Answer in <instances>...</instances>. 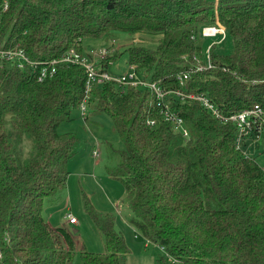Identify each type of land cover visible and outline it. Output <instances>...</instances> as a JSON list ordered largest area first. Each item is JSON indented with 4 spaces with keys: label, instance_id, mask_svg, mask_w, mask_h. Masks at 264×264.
I'll return each mask as SVG.
<instances>
[{
    "label": "trees",
    "instance_id": "obj_1",
    "mask_svg": "<svg viewBox=\"0 0 264 264\" xmlns=\"http://www.w3.org/2000/svg\"><path fill=\"white\" fill-rule=\"evenodd\" d=\"M6 1L0 43L20 44L31 60L71 49L85 54L86 39L114 32L152 33L161 36L156 47L109 48L100 65L109 70L127 53L140 77L202 94L223 116L264 107V0ZM213 24L226 30L233 51L214 45L213 67L198 71L202 28ZM184 72L190 78L182 87ZM85 89L78 65L60 64L42 82L30 67L0 65V264H72L74 240L44 210L66 189L68 164L82 145L58 128L80 109ZM166 100L187 137L164 121L150 90L105 82L91 94L93 108L112 118L125 142L112 175L124 185L129 222L165 252L156 264H264V167L237 149L235 125L200 100L174 93ZM85 208L105 252H81L83 264H125L130 250L114 217Z\"/></svg>",
    "mask_w": 264,
    "mask_h": 264
},
{
    "label": "rangeland",
    "instance_id": "obj_2",
    "mask_svg": "<svg viewBox=\"0 0 264 264\" xmlns=\"http://www.w3.org/2000/svg\"><path fill=\"white\" fill-rule=\"evenodd\" d=\"M208 1L217 3L219 0ZM160 40L161 36L152 33L140 32L130 35L114 32L109 38L86 39L84 53L96 56L109 48L123 50L130 45L156 47ZM213 41L214 38L201 37L204 58L207 46ZM218 50L227 54L232 52V39L226 38ZM128 68V54L124 53L112 65L110 71L122 73ZM87 117L88 121L85 122L80 109H75L71 120L61 123L58 128L59 133L76 134L82 140V145L78 155L68 164L70 175L66 189L59 195L61 200L54 204L55 208L45 209L44 214L52 225L57 229H65L74 240L72 264H83L81 258L83 251L105 252L104 237L88 214L85 203L98 213L114 217L115 227L123 234L130 250L125 264H156L157 259L166 254L159 245L148 242L129 222L133 214L126 198L124 185L112 175L117 166L118 152L126 149L124 139L117 131L112 118L106 113H99L90 105ZM96 142L99 143L97 149L100 152V157L97 159L92 155ZM245 151L246 157L254 158L264 167V137L248 142ZM69 214L77 220L76 224L68 221L66 217Z\"/></svg>",
    "mask_w": 264,
    "mask_h": 264
},
{
    "label": "built area",
    "instance_id": "obj_3",
    "mask_svg": "<svg viewBox=\"0 0 264 264\" xmlns=\"http://www.w3.org/2000/svg\"><path fill=\"white\" fill-rule=\"evenodd\" d=\"M9 7L8 1L0 2V11H6ZM202 37L214 38V41L207 46L206 57L204 58L202 52L195 57L194 66L198 71L204 69H210L213 67V61L211 56V50L214 45L223 43L226 38V30L217 25H208L202 28ZM219 37V38H218ZM106 56V51L98 53L96 56L89 57L82 54L76 49L60 55L49 61H34L31 60L25 50L20 44L0 43V65L14 66L23 69L30 67L34 70L38 77V81H45L51 79L57 72V67L60 64H71L80 66L86 75V89L83 100L80 103V111L84 120L87 118V111L91 103V94L95 86L104 84L105 82H114L119 86H129L134 88L147 89L153 92L157 106L160 108V115L164 121L172 124L176 130L180 131L184 136L189 135V130L185 125V122L181 116L173 111L167 102V98L171 93L176 94L183 99L200 100L203 106L210 111V113L223 122H232L236 127V147L244 154L245 146L248 142H254L264 137V107L256 104L253 107L243 109L242 111L233 114L231 116H223L219 112L218 108L204 95L202 94H184L180 89L170 90L161 87L158 83L151 80L144 79L137 73L136 66L129 65L126 72L113 73L109 70H104L98 58L103 59ZM114 63L111 64L112 67ZM190 78L187 72L179 76L180 85L185 86L186 81ZM147 124L151 127L156 125L154 119H149ZM96 142L95 146H98ZM95 159L99 157V151L95 148L92 152ZM71 224H76L77 220L72 215L66 217Z\"/></svg>",
    "mask_w": 264,
    "mask_h": 264
},
{
    "label": "crops",
    "instance_id": "obj_4",
    "mask_svg": "<svg viewBox=\"0 0 264 264\" xmlns=\"http://www.w3.org/2000/svg\"><path fill=\"white\" fill-rule=\"evenodd\" d=\"M58 200H61V197L59 196L58 199H56L55 201H51V202H48L46 205H45V209H52V208H55V203L58 201ZM57 204V203H56ZM46 219L48 220L49 222V219L46 217ZM50 223V222H49ZM51 224V223H50ZM52 225V224H51ZM54 228H56L54 225H52Z\"/></svg>",
    "mask_w": 264,
    "mask_h": 264
}]
</instances>
